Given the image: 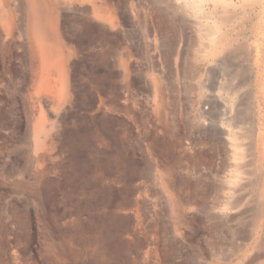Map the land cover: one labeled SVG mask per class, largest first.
I'll list each match as a JSON object with an SVG mask.
<instances>
[{
  "label": "rangeland",
  "instance_id": "1",
  "mask_svg": "<svg viewBox=\"0 0 264 264\" xmlns=\"http://www.w3.org/2000/svg\"><path fill=\"white\" fill-rule=\"evenodd\" d=\"M0 2V264H264V0H58L61 104Z\"/></svg>",
  "mask_w": 264,
  "mask_h": 264
},
{
  "label": "bare ground",
  "instance_id": "2",
  "mask_svg": "<svg viewBox=\"0 0 264 264\" xmlns=\"http://www.w3.org/2000/svg\"><path fill=\"white\" fill-rule=\"evenodd\" d=\"M24 2L27 5L26 11L29 18L30 52L33 56L36 55L35 57L39 60L41 73V80L37 90L53 94L58 104L64 103L69 97L67 68L73 54L66 48L58 33L57 15H55L58 0H24ZM76 2L77 6L84 4L88 6V9L83 11V13H86V17L92 21L113 30L118 28L117 20L108 11L104 0H75ZM75 10L78 11V9ZM13 20V9L4 8L0 2V26L4 35H10ZM121 57H118L119 65L122 62ZM50 76L55 77L54 82L50 81ZM40 116L36 129V145L45 147L50 141L49 128L46 116ZM261 212L259 211V213Z\"/></svg>",
  "mask_w": 264,
  "mask_h": 264
}]
</instances>
